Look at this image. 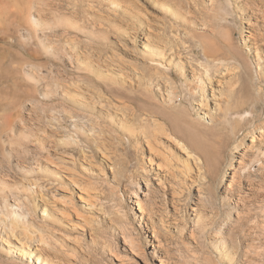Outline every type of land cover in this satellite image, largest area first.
Here are the masks:
<instances>
[{
  "label": "rangeland",
  "instance_id": "1",
  "mask_svg": "<svg viewBox=\"0 0 264 264\" xmlns=\"http://www.w3.org/2000/svg\"><path fill=\"white\" fill-rule=\"evenodd\" d=\"M254 33L255 40L250 37ZM212 43L233 46L247 62L249 76L242 71L220 76L216 98L221 112L211 115V123L201 118L189 78L170 65L168 81L162 69L153 68L156 58L147 50L161 48L173 64L190 60L199 74L237 65L222 57L215 63L212 56H221L217 50L210 52L212 59L204 58V45ZM255 46L264 59V0H0V206L10 213L17 204L33 225L50 230L58 247L63 245L74 257L69 261L59 254L60 262L119 264L114 254L129 255L122 238L131 235L146 252V259L135 258L139 264H161L147 247L148 221L159 241L155 258L165 264H264V239L257 237L264 223L257 209L264 198V133L250 144V135L264 132V75L256 78L246 52L252 48L254 54ZM122 68L132 88H121L106 76ZM77 84L94 107L63 98L60 86ZM167 90L175 96L172 108L161 102ZM99 102L105 104L101 110ZM64 110L77 117L76 128L93 127L91 137L104 141L112 156V172L104 168V177L89 176L104 195L97 225L90 231L69 230L57 216L42 219L41 200L20 183L37 179L45 185L52 180L36 168L46 154L80 159L83 150L98 162L92 138L73 128ZM121 116L135 130L144 127L149 136L152 121L159 120L207 162L206 180L197 185L201 197L197 187L189 192L176 186L175 196L165 197L153 177L146 188L140 173L146 149L138 137H122ZM69 131L78 134L79 146L61 145L56 136L43 142L47 135ZM194 142L207 154L199 153ZM241 158L249 170L244 173ZM130 193L138 195L144 208L142 220ZM55 194L61 197L60 191ZM161 217L165 230L159 226ZM256 244L263 247L262 255L253 254ZM0 264L22 263L7 256L0 244Z\"/></svg>",
  "mask_w": 264,
  "mask_h": 264
},
{
  "label": "bare ground",
  "instance_id": "2",
  "mask_svg": "<svg viewBox=\"0 0 264 264\" xmlns=\"http://www.w3.org/2000/svg\"><path fill=\"white\" fill-rule=\"evenodd\" d=\"M162 7L165 6L160 4L159 8L162 9ZM250 37L255 40L257 39V34H251ZM144 45L148 46L147 44ZM207 45L208 44H206V46L204 45L202 52L204 58H211V53H214L215 51L214 54H216L217 50L220 51L217 53H220L221 56L220 59H215L216 55L212 56L213 58L215 57L213 59L215 63L221 61L223 58L228 60L234 59L237 61V65L231 67L225 66L224 68H220L219 66L213 74L209 72V69H203L204 71L199 74L197 72L198 70L195 69V63L193 64L192 61L190 62V60L185 63H181L179 60L180 62L175 61L176 63L173 64V62L165 56L164 51L161 48L146 50L150 56H155L156 58L155 60H152L153 68L156 71L158 69H162L163 72H161L164 73V77L168 81L169 78L166 75V72L168 69H170V65H173V67H175V69L179 72V74H181L183 78H189V82L191 83L189 84V92L190 94L194 95L195 98L197 97L196 103L198 104L199 109L202 111L201 118L203 120L210 121L211 119L209 118L212 117L211 115L216 113V115H218V113L221 112L218 98H216V95L219 94L217 92L221 84L220 76L224 74L227 75L230 73H238L239 71H242L244 74L249 76V68L247 62L245 60H240L241 56L238 54V52L235 53V51H233L234 47L230 44L220 47H218L216 43H212L208 46ZM253 51L254 54L252 52V48H248L246 50V52L252 57L254 73L256 78L260 81L264 75V59L262 58L260 49L257 46L253 48ZM124 70L122 68L119 70V72L106 73V76L110 77L114 82L120 84L121 88L122 86L124 88L126 85L132 88V80H129V77L127 74H125ZM60 87L61 95L67 101L83 107H94L95 103L93 104L90 101V98L85 95V92L82 90L83 88H80V85L78 87L77 84V86L71 87V89H67L68 87L65 85ZM160 98L161 102L169 108H172L173 104H175V96L172 91H168L166 94H161ZM88 102L91 103L88 104ZM104 105L105 104L100 103L101 107L99 110H101ZM123 106L124 105L122 104L119 110H121ZM114 107L118 110L119 106ZM63 113L67 116L69 123L73 128L83 131L86 136L92 138L91 136L94 134L93 127H90V129L76 128V126L79 124L77 122L78 120L75 119L77 117L73 116L74 113L68 110H64ZM101 113L104 114V112ZM214 116L212 118H214ZM108 118L112 119L110 115H108ZM120 119H122L124 123L122 125L124 136L122 137L125 138V140L131 141L132 139L138 137V139L143 141V147L146 149L147 154L144 156L142 154L140 173L143 176L142 181L145 183V186H147L146 188L150 186L153 177L155 186L164 193L165 197H173V195L176 193L175 192L173 194L176 189L175 186L179 188L178 190H186L189 192H191L194 187H197L196 195L197 197H201V189H199L197 185L199 183H203L206 180V171L204 166L207 162L205 160L203 161L198 153L196 154L194 151L189 149V147H187L184 142L177 139L173 135V132L164 123L158 122L159 120L152 121L153 131L152 135L149 136L147 135L144 127H137L135 130L133 127L134 124L130 120L127 122L125 120V116H121ZM210 122L212 123V121ZM263 133L264 132L261 131L257 135H250V144L253 146L256 139L261 137ZM54 136L57 137V141L61 145L69 144L73 146H79L80 141L78 134L76 132L70 131L66 134H60L58 136L57 134L47 135V137L43 138V142L46 140L50 142L48 139H56ZM113 138L114 140L121 141L120 135H113ZM91 140V142L94 144L96 154L95 156L98 159L97 163L93 162V156H88L83 150H80V159H75L72 155H68L67 157L60 156L57 159V157L53 158L54 154H46L42 158V163L40 161L36 162V168L38 172L47 174L52 178V180H49V182H47L45 185L37 179L20 182L21 186L27 191V193L32 195L36 194L39 200H41L39 208L42 219L58 217V219L65 223L66 227L72 231H90L94 226L96 227V223L99 218L98 212L102 211V201L104 199V195L102 189L99 188L101 185L93 182L89 176H103L104 168L112 172L113 164L111 163L112 156L106 146V143L100 140L97 141L93 138ZM195 147L199 153L204 155L207 154V152L199 145L198 142L195 143ZM238 164L241 173H244L248 170V166L244 165L245 163L243 162L242 158ZM225 180L224 174L222 181L224 182ZM53 188L55 190H53ZM248 190L251 191V188ZM56 191L61 192V197L59 199L56 198ZM130 196L133 198L132 203L137 207V211L140 214L139 220H142L144 217V208L138 199V195L136 193H130ZM25 199L26 198L23 199L24 202L26 201ZM173 201L174 200L172 199L171 206L173 211H177L176 207L173 206ZM17 207V204L12 205V212L9 213L6 209V205L0 206V244L3 247L6 255L13 257L22 264H72L71 262H60V259L58 260L59 256L57 255L59 254L62 256L65 255L69 261L74 257L72 254L68 255L67 252L65 253V251H63V245H59L58 247V241H56L57 239L55 240L50 230L33 225L32 218L29 216V214H22V212L18 211ZM257 209L259 213L264 216V198L261 203L257 205ZM192 210L194 211L195 208H192ZM144 226L146 231L151 233L150 246L149 242L147 241V247L152 249L151 255L153 256L154 260L160 262L161 264H165V262L155 258V249L157 246H159V241L157 240L155 234V227L148 221L144 222ZM159 226L165 230V220L163 217L159 219ZM257 235V237L264 239V223L261 224L260 232ZM122 239L123 245L127 249L124 250L127 251L129 255L123 256L119 253L114 254V258L119 262V264H139L135 258L146 259V252L139 240L133 238L131 235H124ZM56 246L59 248V252L55 248ZM251 248L254 255L258 256L263 254V247L260 244L252 245ZM53 250L55 251L54 253L52 252Z\"/></svg>",
  "mask_w": 264,
  "mask_h": 264
}]
</instances>
